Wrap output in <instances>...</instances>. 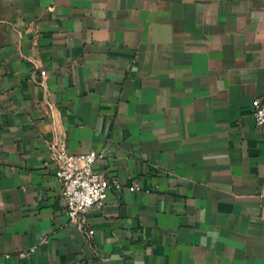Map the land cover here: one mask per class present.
Returning a JSON list of instances; mask_svg holds the SVG:
<instances>
[{
    "label": "crops",
    "instance_id": "obj_1",
    "mask_svg": "<svg viewBox=\"0 0 264 264\" xmlns=\"http://www.w3.org/2000/svg\"><path fill=\"white\" fill-rule=\"evenodd\" d=\"M257 98L264 0H0V264H264ZM53 141L121 184L91 239Z\"/></svg>",
    "mask_w": 264,
    "mask_h": 264
},
{
    "label": "built area",
    "instance_id": "obj_2",
    "mask_svg": "<svg viewBox=\"0 0 264 264\" xmlns=\"http://www.w3.org/2000/svg\"><path fill=\"white\" fill-rule=\"evenodd\" d=\"M255 123L264 126V103L255 99L252 111ZM50 158L57 166L56 175L61 182V196L65 202L66 214L70 221L78 225L91 239L94 229L89 218V209L105 208L109 189L120 188L121 184L115 177L107 176L95 168L96 162L104 154L97 150L81 153H70L65 142L53 141L48 145ZM135 184L132 189L136 188ZM35 248L23 250L21 256L32 255Z\"/></svg>",
    "mask_w": 264,
    "mask_h": 264
}]
</instances>
